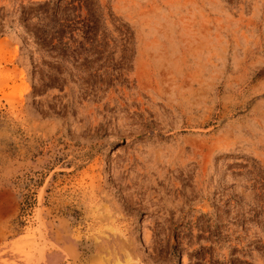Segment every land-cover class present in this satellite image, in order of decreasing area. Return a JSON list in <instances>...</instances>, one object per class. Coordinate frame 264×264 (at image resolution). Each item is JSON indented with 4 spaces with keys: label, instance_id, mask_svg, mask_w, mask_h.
I'll return each mask as SVG.
<instances>
[{
    "label": "rangeland",
    "instance_id": "1",
    "mask_svg": "<svg viewBox=\"0 0 264 264\" xmlns=\"http://www.w3.org/2000/svg\"><path fill=\"white\" fill-rule=\"evenodd\" d=\"M0 264H264V0H0Z\"/></svg>",
    "mask_w": 264,
    "mask_h": 264
}]
</instances>
